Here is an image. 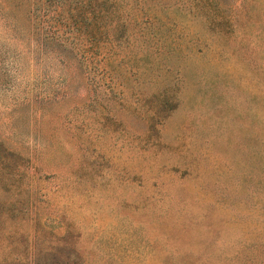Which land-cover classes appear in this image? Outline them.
<instances>
[{
  "label": "rangeland",
  "instance_id": "obj_1",
  "mask_svg": "<svg viewBox=\"0 0 264 264\" xmlns=\"http://www.w3.org/2000/svg\"><path fill=\"white\" fill-rule=\"evenodd\" d=\"M0 264H264V0H0Z\"/></svg>",
  "mask_w": 264,
  "mask_h": 264
}]
</instances>
